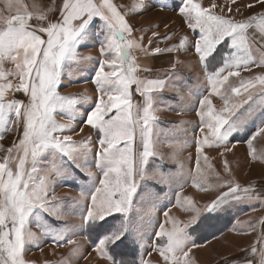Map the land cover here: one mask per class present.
<instances>
[{"label":"snow or ice","instance_id":"obj_1","mask_svg":"<svg viewBox=\"0 0 264 264\" xmlns=\"http://www.w3.org/2000/svg\"><path fill=\"white\" fill-rule=\"evenodd\" d=\"M256 3L264 6V0H256ZM124 7L125 12L122 13L114 0H62L58 9L55 4L49 9L50 12L58 11L55 21L45 24L43 22L47 21V15L39 13L35 15L38 21L35 26L29 23L33 14L20 0H16L15 4L9 0L7 4L8 11L15 8V15L5 17L0 12V20L6 25L0 30V139L23 124L18 143L14 142L12 147L4 150L7 154L4 162L0 163V264H29L24 259L26 246L33 244L42 250L43 239L50 240L56 246L75 244L76 247L69 251V258L58 264H76L83 256L82 246L73 238L77 228L83 230L92 250L108 264H148L145 254L151 255V252H157L163 264H194L189 259V253L193 247L203 245L197 243L187 229L196 223L202 213L215 214L239 202L251 204L260 201L264 205V185L260 186L259 192L255 186L243 189L239 185L229 186L228 191L203 208L192 206L190 200L182 203L177 194L176 205L195 215L183 227H173L170 231H166L163 224L159 225V230L154 234L157 239L152 244L148 243L142 223L130 214L135 207L134 199L143 200L145 194L154 196L156 200L170 199L172 187L182 189L189 178L194 187L207 190L209 185L200 174L199 167L196 169L199 175L193 176L191 172H183V165L177 171L165 174L161 171L162 164H157L156 171L150 178L168 185V191L163 197L156 192L138 194L140 181L148 178L145 166L149 163V158L156 155L152 137L157 118L153 114L155 98L151 93L163 91L167 85L163 80L142 79L137 76L139 69L128 50L139 49L146 52L147 49L140 42L143 37H140V41L128 39L133 33V27L126 16L129 13L146 15L154 11H171L182 18L192 33L199 31V35L194 36L193 47L210 86V91L200 99L196 110V115L200 118L199 132L204 133L205 128L208 129L203 139L195 140L199 161L200 154L206 147L223 149L221 155L231 151L235 145L230 137L243 131L248 118L259 111L261 123L246 140L250 154L255 158L252 141L264 133V76L241 81V87L248 92L243 103H251L240 116L227 108L225 111H229L230 116L218 114L208 96L220 95L219 88L229 77L240 76L241 69L249 70L251 64L264 67V52H261L259 60H253L250 55L237 58L235 53L236 49L245 46L249 29L254 36L264 40V13L251 16L245 21H236L232 17L218 15L194 0H179L178 3L176 0H135L132 5ZM216 7L219 6L215 3L211 5V8ZM247 7L252 8L254 5L249 3ZM231 11L229 7L228 12ZM95 21H99V24H95ZM160 23L165 22L161 20ZM160 23L156 24L155 30L150 29L152 36L157 39H150L149 45L171 39L175 35L169 33L159 38ZM225 40L228 41L229 51L223 53L222 64L213 71L210 66L215 64L217 50ZM94 42L98 43L100 60L91 82L99 96L94 107L80 111L75 107L77 99L60 95L59 88L65 72L73 63L78 66L92 60L90 56H81L80 51L93 47ZM187 42L188 37L183 36L178 46L165 49L157 47L154 51L156 54L178 52ZM245 51L248 49L245 48ZM6 60L15 65L16 71L4 70ZM176 63L179 61H173L171 74L179 78L174 72ZM105 67L110 71L106 72ZM225 72L227 75H224ZM9 76L18 78L19 83L14 85L8 81ZM256 81L260 88L257 90L259 95L254 99L253 93L248 89L256 88ZM133 84L136 85L137 94L144 97L142 105L132 100ZM170 90L179 95L178 85H173ZM240 90L238 87L231 89L233 94H239ZM9 92L13 95L22 92L27 97V102L8 99ZM105 96L107 100L104 99ZM220 98L225 105L228 104L227 96L221 95ZM180 99L183 101L185 97L180 95ZM241 106L234 105V108ZM66 110L71 113L69 122L58 123L54 113ZM184 110L181 108L179 111ZM74 121L99 133L95 142V165L101 173L98 180L86 168L93 151V141L90 137L73 141V136L69 133L75 130ZM182 125L183 122L173 127L179 131L182 130ZM80 131H84L83 126ZM137 138L139 143L134 148ZM73 167L87 171L92 181L89 192H81V199H90V203L81 214L80 225L57 228L44 220V217L49 215L56 219L63 218L61 205L51 202L57 200L53 183L56 179L71 175ZM231 184V181L217 182L214 186ZM163 215L167 218L168 211L164 210ZM109 217L118 219L111 228L105 230L104 222ZM33 224L41 229L39 234L32 231ZM129 243L131 248L128 247ZM259 243L262 247L257 249L253 246L250 255L256 258L255 264H264V235ZM113 245L116 247L113 248ZM223 264H253V261L224 257Z\"/></svg>","mask_w":264,"mask_h":264},{"label":"rangeland","instance_id":"obj_2","mask_svg":"<svg viewBox=\"0 0 264 264\" xmlns=\"http://www.w3.org/2000/svg\"><path fill=\"white\" fill-rule=\"evenodd\" d=\"M134 2L135 0H121V2L114 0V3L120 7L122 13L125 12L124 6H130ZM176 2L178 3L179 0H176ZM194 2L200 3L205 8H210V10L218 15L232 17L236 21H245L251 16H259V14L264 13V6L257 4L256 0H235V3H232V0H194ZM213 3L217 4L219 7L211 8ZM249 3L253 4L254 7L248 8L247 5ZM229 7L232 9L231 12H228ZM237 9H239V11H237ZM126 19L133 27V33L128 39H136L140 41V37H143V40L140 42L147 49L146 52H141L139 49L128 50L139 69L137 76L142 79H154L152 77L157 73L160 75L159 79L165 81L167 85L163 91L151 93L155 98L153 114L157 118L156 124L153 127L154 135L152 137L156 155L150 157L149 163L145 166L148 178L140 181L138 194L156 192L163 197L164 193L168 191V185L160 184L157 182V179L150 178L153 172L156 171L157 164H162L161 171L165 174L169 171L175 172L179 169L180 165H183L184 173L191 172L193 176H197L199 174H197L196 169L199 167L200 174L205 177L206 182L209 185L207 190L203 187H194L192 180L189 178L182 189L178 186L172 187L170 199L162 198L156 200L155 197L150 194H145L143 200L137 201L134 199L135 207L130 214L135 216L138 222L142 223V226L147 233L148 243L152 244L157 239L154 234L159 230V225L163 224L165 230L170 231L173 227H183L195 215L194 212L185 211L184 208L176 205L175 201L177 194H179L182 203L190 200L192 206L203 208L206 204L216 199L217 196L228 191L229 186L239 185L241 189L255 186L257 192H259L260 186L264 185V133H261L252 141L253 150L255 152V158H253V155L250 154L246 140L261 123V113L257 111L252 117L248 118V122L243 131L234 133L233 136H231L232 138L230 137V140L235 145L232 147L231 151L225 152L221 155L223 149L206 147L203 153L200 154L199 161H197L195 140L197 138L203 139L202 135L204 133H201L198 130L200 127V118L196 115V110L199 108L200 99L203 96H206L210 91V86L208 85L206 78L202 77L200 72H192L191 75L178 74L179 78H177L175 75H170V73H168H172L170 70L155 69L160 63L167 64L171 61V56H169L171 54H156L154 50L157 47L165 49L172 46H178V42L181 38L187 36L190 42V49L195 53L193 41L194 36L199 35V31L197 30L196 33H192L191 30L189 31V28L186 27L182 18L175 12L171 11H154L153 13L146 15H133L129 13L126 16ZM161 20L167 24V27H165V23H160ZM94 23L99 24V21H95ZM158 23H160L159 38H163L169 33H175V35H173L171 39L163 40L159 43L153 42L149 45L150 39L154 41L157 39L152 36V31L150 29L155 30V26ZM94 45L95 46L90 47L93 51L85 52L89 55H94V62L92 60L88 63L84 62L78 66L76 65L75 68L72 64L65 72L63 83L59 88L60 95L77 99V103L80 104V111L94 107L99 96L95 85L91 82V78L93 77L100 60L98 43H94ZM186 45L188 46V44ZM245 48L248 49V51H245ZM190 49L188 50L190 51ZM188 50L186 51V54L189 52ZM227 51H229L228 41L225 40L217 50V59L215 64L210 66L211 70H213V67L218 64H222L224 59L223 53ZM182 52H184V50ZM261 52H264V40L259 36H254L251 29L247 32L245 46L235 50L237 58H245L250 55L253 60H259ZM193 53H191L192 56L189 54V57L185 61L179 62L181 68L184 69L191 67L190 70L199 69ZM148 56H151L150 59H147L149 58ZM166 56H168L169 59L165 58ZM152 57H154V59L159 57L161 62H155L153 66L151 61H146L151 60ZM127 60L128 57L126 56L125 67H127ZM93 63L95 67H93ZM89 66V79L77 82L72 81L86 77L87 71L85 69ZM152 66L154 68H152ZM105 71H110V69L105 67ZM175 73L177 74V72ZM224 75H227V72H225ZM257 76H264V67H258L256 64H251L249 70L241 69L240 76L229 77L228 81L219 88L220 95L208 96L214 110L222 116H230V112L225 111V109H232L235 111L236 116H240L241 113L248 108V106L243 103L247 98L248 92H245L241 87V81L255 80ZM8 81H11L14 85L19 83L18 78L12 76L8 77ZM173 85L179 86V95L176 91L170 90ZM233 87L240 88V93L237 95L233 94L231 91ZM259 88V82L256 81V88L248 89L249 92L253 93L254 99L259 95V92L257 91ZM131 93L132 100L136 104L142 105L144 103V97L137 94L135 84L131 87ZM180 95L185 97L183 101L180 99ZM221 95L229 98L227 105H225V102L220 98ZM15 96L16 100L27 102V97L22 92L15 93ZM82 97L86 99H80ZM104 99L107 100V97L105 96ZM250 103L251 101H249V104ZM238 104L242 106L235 109L234 105ZM181 108L185 110L179 111ZM205 111H207V106L205 107ZM70 115V111L67 110L65 112L54 113L55 119L61 124H67ZM231 118L234 119L235 117ZM182 122V130H175L173 126L181 125ZM73 123L75 130L69 133L73 136V141H82L86 137H90L93 141V151L86 163V168L87 170H90L98 180L101 173L95 165V150L97 148L95 142L99 138V133L88 126L82 125L79 121H74ZM82 126L84 127V131L81 132L80 128ZM194 129H196V131H193ZM22 132L23 124H21L19 128L13 129V131L7 133L3 139H0V149H3L0 150V163L4 162V157L7 154L4 150L12 147L14 142L18 143ZM138 143L139 140L137 138L134 143V148ZM205 157H207V160H205ZM161 158L163 159L161 160ZM71 173L72 174L67 177L56 179L53 183V191L57 200L51 202L61 205L60 211L63 213V218L56 219L49 215H45L44 217V220L57 228L61 226L80 225L81 214L86 211V206L90 203V199H81V192L88 193L92 187V181L88 176L87 171L73 167ZM228 181H231L232 184L223 187L214 186L217 182ZM241 195H243V193H241ZM262 199H264V196H262ZM254 203L255 204H249L247 202L233 203L230 207H226L219 212H229V214L234 215L235 219L238 221V223L236 221V226L238 227L237 230H242L245 229L246 224L249 225L264 211V207H261L260 201H254ZM185 207H187V204H185ZM164 210L169 213L167 218L163 215ZM220 218H222V216H220ZM210 223L211 221L208 220L205 225L207 227H204L202 232L209 231L208 226ZM224 225L226 226L228 223H224ZM188 229L187 231L189 232ZM32 231L39 234L41 229L33 224ZM75 232L76 234L73 238L77 241V244L81 245L83 248V256L76 261V264H108L106 260L100 259L98 254L92 250L91 244L88 239L85 238L83 230L77 228L75 229ZM69 234L71 235V232ZM192 235L195 240L196 237L199 236V234ZM249 240L250 239H240L236 241L235 239L234 241L233 238L230 239L227 237L224 238V240H218L214 244H211L207 249L193 247L189 253V259L193 260L194 264H214L216 261L224 257L237 259L243 254L241 250L244 247L249 246V243H247ZM199 242L197 241V243ZM41 243L42 250L35 247L33 244H28L26 246L27 251L24 259L29 262V264H46V262L47 264H58L59 261L68 259L70 249L76 247L75 244L56 246L48 239H43ZM149 251H151V249H149ZM145 259L148 264H157V262L158 264H163V260L157 252H151V255L145 254Z\"/></svg>","mask_w":264,"mask_h":264},{"label":"crops","instance_id":"obj_3","mask_svg":"<svg viewBox=\"0 0 264 264\" xmlns=\"http://www.w3.org/2000/svg\"><path fill=\"white\" fill-rule=\"evenodd\" d=\"M116 1L121 2V0H116ZM8 2H9V0H0V12H2L5 17L12 16V15L16 14L15 8H13L11 12L8 11V8H7ZM11 2L13 4H15L16 0H11ZM20 3L27 5V10L33 14V19L31 21H29V23L31 25L35 26L38 23V21L35 19V15H37L39 13H44L47 15V21H44L43 23L46 24L48 21H55L58 18V11L57 12H50L49 9L51 8V6L53 4H55L57 9H58L62 5V0H20ZM21 14H23V12H21ZM5 27H6V25L3 22V20H0V30L4 29ZM186 27H187V25H186ZM189 31H190V29H189ZM43 38L46 39V36H44ZM94 43H96V42H94ZM187 44H188V46L185 45V47L181 48L178 52H176V51L167 52V54L168 53L171 54V55H169V56H171V61H169L167 64L160 63L161 60H159V57L156 58L157 61H156V59H154V57H152L151 60H146V61H151L153 66H154L155 62L159 61L158 63H160V64L155 69L172 71V66H173L174 60H178L179 62L185 61L189 57V54L191 55V53H193L192 50L190 49V46H189V44H190L189 40H188ZM182 49L184 50L185 53L182 52L183 51ZM188 49H190V51ZM187 50L189 51L187 53L188 55L186 54ZM89 51H93V49L92 48L82 49L80 51V55L81 56H90V57H92V61L94 62V60H95V58H93L94 55H89L88 53H85V52H89ZM193 56L197 60L198 68H199L198 70H190L191 67L183 69L179 66V63H176L174 66V72H177V74H185V75H191L192 72H200L202 77L205 78V73L203 71L202 65L199 62L198 55L196 53H193ZM148 57L149 58H147V59H150L151 56H148ZM165 58H168V56H166ZM86 63H88V62H86ZM220 65L218 64L217 66L213 67L214 68L213 71L215 70L216 67H219ZM73 66L75 68L76 64L73 63ZM153 66H152V68H154ZM93 67H95L94 63H93ZM3 68H5L4 70L6 72L8 70L9 71H15V65L13 63H11L10 61H7V60L4 62ZM85 70L87 71L86 77H83L79 80H72V81L77 82V81H85V80L89 79L90 78L89 77L90 66ZM168 73H170V75H171V72H168ZM159 77H160V75L155 73V76L152 78L160 80ZM178 84H179V82H178ZM7 95H8V98H10V100L16 98L15 94L13 95L12 92L8 93ZM79 96H81V95H79ZM248 104H249V102L245 105L248 106ZM79 106H80L79 103H77L75 105V107L78 110H79ZM238 114H239V112H238ZM199 123H200V121H199ZM207 133H208V129L205 128V132L202 135V138H204V135ZM252 204H255V203L252 202ZM261 207H264V205H261ZM226 214H229V212L228 213L217 212L215 214H208V215L206 213L202 214L200 216V218L196 221V223H194L195 225L192 224V226L189 227L188 230H190V228L196 226L203 218L205 219V225L208 222V220L211 221V223L208 226L209 231H206L202 234L203 236H205V240L203 242H199V244L203 245L202 247H199L200 249H202V248L207 249V248H209V246H211V244H214L218 240L219 241L224 240V238H227V237H229L230 239L233 238L234 241H235V239H236V241L240 240V239H250L249 242L247 241V243H249V246H246L241 250V252L243 253L242 256L238 257L235 260L248 259V260L253 261V264H255L256 258H254L252 255H250V251H251V248L253 246H255L257 249H260L262 247V245L259 243V240H260L261 236L264 235V223H261V221H264V211L259 217H257V219L255 218L249 225L246 224L245 229H242V230H237V228H238L236 226L237 220L235 219L234 215H232V221L230 223H228V225H226V226L224 225V223H226V222L218 221L220 216H223ZM245 214H247V213H245ZM205 215H207V216H205ZM205 225H203L200 228L204 229V227H207ZM253 227L255 228V230H253ZM239 228H243V227H239ZM233 229H235V230H233ZM241 233H243V234H241ZM227 258L230 259L229 257H227ZM223 259L224 258L216 261L214 264H223Z\"/></svg>","mask_w":264,"mask_h":264},{"label":"trees","instance_id":"obj_4","mask_svg":"<svg viewBox=\"0 0 264 264\" xmlns=\"http://www.w3.org/2000/svg\"><path fill=\"white\" fill-rule=\"evenodd\" d=\"M118 217H109L105 222V230L108 228H111L117 221ZM218 221H224L226 223H230L232 221V214H228V215H223L222 218H219ZM203 225H205V219L203 218L196 226L190 228L189 232L191 234H199L198 237H196V241H200L203 242L205 240V236H203L202 234L204 233V231L202 232V227ZM89 241V240H88ZM90 243V241H89ZM91 244V243H90ZM116 246L113 245V248H115ZM129 248L132 247V245L129 243L128 245ZM117 251H119V249H117Z\"/></svg>","mask_w":264,"mask_h":264},{"label":"bare ground","instance_id":"obj_5","mask_svg":"<svg viewBox=\"0 0 264 264\" xmlns=\"http://www.w3.org/2000/svg\"><path fill=\"white\" fill-rule=\"evenodd\" d=\"M159 20V19H158Z\"/></svg>","mask_w":264,"mask_h":264}]
</instances>
